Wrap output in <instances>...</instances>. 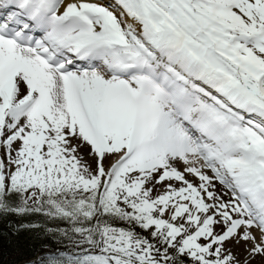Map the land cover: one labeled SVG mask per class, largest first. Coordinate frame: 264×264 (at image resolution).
I'll return each instance as SVG.
<instances>
[{
	"label": "snow or ice",
	"instance_id": "snow-or-ice-1",
	"mask_svg": "<svg viewBox=\"0 0 264 264\" xmlns=\"http://www.w3.org/2000/svg\"><path fill=\"white\" fill-rule=\"evenodd\" d=\"M0 264H264V0H0Z\"/></svg>",
	"mask_w": 264,
	"mask_h": 264
}]
</instances>
